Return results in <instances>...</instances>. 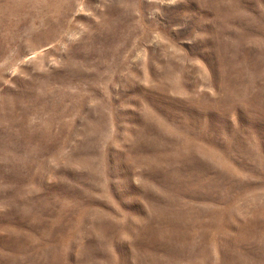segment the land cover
<instances>
[{"label":"rangeland","instance_id":"rangeland-1","mask_svg":"<svg viewBox=\"0 0 264 264\" xmlns=\"http://www.w3.org/2000/svg\"><path fill=\"white\" fill-rule=\"evenodd\" d=\"M0 264H264V0H0Z\"/></svg>","mask_w":264,"mask_h":264}]
</instances>
